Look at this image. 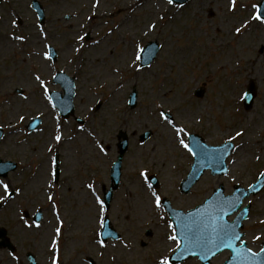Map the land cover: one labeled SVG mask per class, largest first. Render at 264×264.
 <instances>
[{
    "label": "rangeland",
    "instance_id": "1",
    "mask_svg": "<svg viewBox=\"0 0 264 264\" xmlns=\"http://www.w3.org/2000/svg\"><path fill=\"white\" fill-rule=\"evenodd\" d=\"M33 1L0 4V160L17 164L5 176L0 168V181L8 185L5 191L0 184V228L15 246L13 252L0 247V264H29L28 252L37 264H52L54 257L59 264H160L177 248L168 239L174 227L153 192L188 211L220 184L230 194L235 184L247 187L264 170V21L252 18L260 0H236L234 9L232 0L183 6L168 0H38L43 24ZM149 41L160 49L151 65L141 67ZM50 46L56 60L45 58ZM59 71L76 81L73 117L63 118L49 95L62 92L53 80ZM251 82L257 94L247 110L243 95ZM199 88L202 97L195 95ZM36 118L41 124L30 131L27 125ZM176 128L184 129L179 137ZM194 132L213 145L232 140L236 149L227 175L206 172L184 194L180 184L193 157L179 139L188 144ZM124 135L129 148L121 184L107 210L104 188ZM248 202L244 239L258 249L264 242V191ZM39 211L43 218L35 223ZM106 214L122 236L102 245Z\"/></svg>",
    "mask_w": 264,
    "mask_h": 264
},
{
    "label": "water",
    "instance_id": "2",
    "mask_svg": "<svg viewBox=\"0 0 264 264\" xmlns=\"http://www.w3.org/2000/svg\"><path fill=\"white\" fill-rule=\"evenodd\" d=\"M1 1L2 0H0V2ZM187 1L188 0H174V2L180 3V4H183ZM35 8L38 11L39 16L43 20L44 12L42 8L40 7V5H38V3L35 4ZM259 9H260L261 17L264 18V0H262L259 6ZM154 47H155V44L153 43L149 45V48H154ZM155 54H156V48H154L153 53L148 59L147 63H150L152 61V59L155 57ZM56 80L58 81L59 79H56ZM66 80L68 79L66 78ZM69 82H70L69 85L65 87L66 95H67V102H65L66 106L62 107L61 105L57 104L59 108L61 109V112L63 113V115H66V116L73 112L72 100L74 96V93H73L74 85L71 79H69ZM255 94H256V88L254 87V85H251L249 88V91L245 95V105L247 106V108L252 107ZM190 148L192 149L195 155V163L193 165V169L189 177L187 178V180H185L182 186L183 190L186 192L190 190V187L199 179V177L202 175L204 170L211 169L213 173H217V174H223L227 171L226 159L232 151L233 144L227 143L223 146L212 147V146H207L201 137L191 136ZM126 149H127V143L125 141L121 145V155L113 167L112 177L115 183L114 187H117L119 184L121 159ZM248 192L249 191L238 189L237 192L233 196L225 197L223 194V187H221L220 189L215 191L214 195L211 198H209L205 202V204L199 206L197 209L190 211L187 214H183L181 211L172 210L170 206L166 204V207L173 219V222L175 226L177 227V236L179 237L178 234L181 230V223H180L181 221L191 224L193 220L199 219V215L197 214L203 215L205 213H214L216 215H221L215 207V205L217 204L222 205L224 208L225 214H222L223 222L226 223L228 226H231L226 221V217L227 215L231 214L234 210H236L240 206L243 197L246 195L245 193H248ZM106 197L108 198V200H110L111 191L108 193V195H106ZM190 213L193 214L191 217L189 216ZM176 214H179V215H176ZM234 231L237 233L236 227L234 228ZM111 236L116 237V234L112 233ZM180 239L182 241L181 248H183V240L182 238ZM237 241L238 240L234 241L235 246H236ZM223 249H226V248H221L219 251H216L215 249H213V252H215L214 255H216L218 252H220ZM194 255H199V257L203 261V264H210V260L214 256L212 252H209L206 249H201L199 247H192L187 252H182L181 249H178L176 255L173 257V260L183 261L187 259L188 257L194 256ZM234 255L235 254L233 253L231 260L227 262V264H239L238 261H235L233 259Z\"/></svg>",
    "mask_w": 264,
    "mask_h": 264
},
{
    "label": "snow or ice",
    "instance_id": "3",
    "mask_svg": "<svg viewBox=\"0 0 264 264\" xmlns=\"http://www.w3.org/2000/svg\"><path fill=\"white\" fill-rule=\"evenodd\" d=\"M235 2L236 0H232L233 9L235 8ZM96 3L98 5L99 0H96ZM168 3H174V0H168ZM252 18L255 20H259L261 19V15L257 14ZM13 23H15V21H13ZM151 27L155 28V25H152ZM236 31L239 33L241 29L237 28ZM14 38L18 40L24 39V37L22 36ZM80 39L83 40L84 37L81 36ZM44 55L46 59L50 58L49 53H45ZM36 79L40 80V77L37 76ZM160 115L165 120H168V117L164 112H161ZM20 119L23 120L24 117L21 116ZM169 122L171 123V121ZM183 131L184 129L182 128H176L177 136L179 137V134ZM236 135L240 136L242 135V133L237 132ZM55 140L59 142L61 140V136L57 134L55 136ZM179 143L189 151H192L183 139H179ZM53 163H55V161H53ZM141 175H144V173H141ZM53 176H55V172H53ZM0 184H3V182L0 181ZM3 187L5 191H8L7 184H3ZM89 187H91V185ZM149 187H151V185H149ZM152 195L155 198L154 202L156 207L159 208L161 206L162 197L157 195L155 192H153ZM49 199H52V197H49ZM215 207L221 215H216L214 213H205L203 215L197 214L199 215V219L193 220L191 224L184 221L180 222L181 230L178 235L183 240V248H181V239H178L177 235H170L168 239L175 241L176 248L181 249L182 252H187L192 247H199L201 249H206L207 251L212 252L214 255L215 252H213V249L219 251L221 248H229L232 249L233 253L235 254L233 259L235 261H238L239 264H264V247H261L258 252H253L252 249L246 247L237 248L234 245V241L239 240L240 235L236 233L234 229L230 228L226 223L223 222L222 214H225L223 206L217 204L215 205ZM103 210V207H101V211ZM192 215L193 214L191 213L189 214L190 217ZM169 227H172V225H169ZM60 231V228H57L56 234L59 235ZM173 231L175 232V229H173ZM256 239H259V237H256ZM100 243L103 245V241H101ZM52 245L55 249L58 245V242L53 239ZM52 264H59L58 258L54 257ZM160 264H170V262L167 258H164L161 259Z\"/></svg>",
    "mask_w": 264,
    "mask_h": 264
}]
</instances>
